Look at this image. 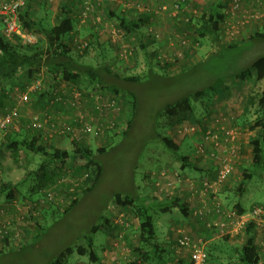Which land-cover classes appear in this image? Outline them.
<instances>
[{
  "label": "rangeland",
  "instance_id": "1",
  "mask_svg": "<svg viewBox=\"0 0 264 264\" xmlns=\"http://www.w3.org/2000/svg\"><path fill=\"white\" fill-rule=\"evenodd\" d=\"M84 1L72 0L71 4H68L67 0H54L50 3L33 0L22 8L21 14L27 12L33 19L40 22L41 26L32 30L36 35L39 49L45 48L47 29L55 24L57 18L59 16L71 17L75 21V29L73 33L66 36V44L70 48L71 55L80 56L79 62L88 65L105 62L114 74L121 77L138 76L140 80L143 79L142 87L134 86V90L139 93L140 104L133 120V126L127 136L120 135L126 129L128 104L127 96L120 92L115 99L123 102L122 113L124 115L120 113L119 122L109 135L99 137L92 132L79 140L61 137L62 139L49 141L44 140L43 137L40 139L33 132H17L12 128L6 133L0 132V184L8 182L17 186L13 202L5 200L4 195L0 194V208L4 209L5 215L8 216L12 213L10 208L17 206L23 214V219L14 223L12 233L16 236L12 242H9V247L4 248L3 246L0 249L4 252L0 255V264H55L52 259L65 247L77 248L79 245L86 244V235L90 227L101 224L102 215L108 218L109 224L103 225L92 234L94 248L100 262L93 263L87 256L74 253L67 259L66 264H151L142 261L139 253L133 251L139 241V219L135 211L136 203L140 200L152 205L157 241L168 262L191 264L190 250L180 247L177 243L185 236L192 242L198 238L204 239L203 247L207 256V264H234L237 261L239 249L246 240V227L249 224L253 227L257 225L251 222L246 223L239 233L240 236L237 234L231 237L216 229H209L207 227L209 216L205 213H198L203 208L204 199L201 205L196 203L199 205L192 214L189 213L188 204L180 196V191L184 190L180 185H185L187 179L194 182L196 188H200L203 182L214 180L216 171L210 169L211 172L206 173L205 169L211 167L215 170V164L206 165L210 159L199 155L196 148L208 130L214 131L223 127L237 134L227 143L229 148L236 149L237 158L234 160L230 176L222 184L211 189L215 191L214 194L208 193V198H205L204 211L211 209L214 203H220L222 206L224 204L226 207H223L226 209H233L238 205L244 213H248L254 207L264 209V141L262 143L263 162L260 166L253 164L251 153V140L263 137L264 131L258 128L252 129L255 119L260 118L261 113L256 101L250 105V99L253 96L257 98L264 88V82H257L253 71L251 76L245 80L233 76L251 60L264 54V41L241 42L256 32H264V19L251 22L243 30L238 29L233 23L234 30L224 33L231 0H183L182 10L177 15V21L180 24H182L180 18L183 16L188 18V22L191 19L195 22L202 12L213 11L218 3L222 5L223 18L220 33L222 47H220L219 44L212 43L208 39H199L193 26L186 24L180 25L172 32L169 30L166 35L155 28L146 27L149 18L153 20L170 16L168 11L158 9L167 0L161 3L158 0L152 4L145 0H130L131 5L123 8L120 6V12L118 5L106 3L96 6L90 2L87 5L90 10L88 13L86 11V16L83 18L79 17V13L86 6ZM63 7H66L68 11L63 13L61 11ZM242 7L259 10L253 6L246 7L244 3ZM141 14H144V19L137 31L132 30L125 33L118 24V18L137 20L136 18ZM236 16L237 14L233 17ZM234 20H237V17ZM155 35L158 40L155 39ZM13 42L18 43L15 40ZM229 44L232 46L237 44V47L228 50L225 47ZM121 47H127L131 50V54L120 56ZM166 64L171 65L164 70ZM149 70L155 71L157 75L153 73L149 75ZM157 76L159 78H155ZM210 78H221V83L224 82L228 90L224 91L220 88L215 93H205L200 98L192 97V113L186 111L171 118L159 117L153 121L154 130H150V122L154 118L155 110L161 108L171 98L182 94L183 90L200 85ZM35 83H39V90L32 92L31 101L20 106L19 109L21 115H24L22 118L25 119L34 112L44 110L35 104V96L40 95L47 100L49 94L60 90V85L64 82L52 81L44 69L31 76H28L27 70L23 69L18 73L15 81L0 80V117L16 106L17 96L22 91ZM67 86L80 88L84 93L90 94L99 85H91L81 78ZM108 93L111 94V92ZM91 106V102L88 101L86 106L79 110L91 116L88 115ZM72 114L65 109L60 110L56 115L58 118H68ZM24 123L25 120L21 125ZM190 124L195 126V131L179 132L176 128L180 125L188 127ZM19 125L20 121L16 126L20 127ZM29 135L37 136L38 141L35 145H42L48 151L60 149L71 153L74 142L86 145L93 154L98 155L102 164L103 173L99 182L84 193L92 183L90 170L82 169L85 161L73 162L68 159L61 169L59 161L48 162V166L45 170L39 171V174L60 173L59 177L66 178L64 181L66 186L60 185L54 188V198L51 201L42 202L45 192L56 184L55 180L50 187L41 186L40 177L35 175L42 162L44 163V157L29 148L20 147L18 152L14 153L12 150L2 148L1 145L8 138L23 140L29 139ZM158 135L169 137L178 146V155L188 159L187 166L183 167L174 153L164 148L157 140ZM111 136H113L112 139H110ZM206 142L205 148H210L212 141L207 139ZM103 147L106 153L97 154L96 150ZM162 169L168 171L170 175H176L179 181H176L172 187L159 191L155 185V178L157 172ZM242 172L251 174V178L247 180L243 191L238 193ZM86 177L82 187H76L74 192H69V188L77 179L84 180ZM115 193H121V200L125 195L135 197L137 199L135 206L121 208L115 204ZM175 198L182 200L187 211L186 216L178 211L174 214L161 213L155 205ZM74 199H79L76 205L64 213L66 206ZM117 214L127 217L128 223L121 241H118V236L115 232L113 233L112 222ZM30 216L33 219H30ZM259 227L264 228V226ZM206 228L214 231L207 236ZM38 235H40L39 238L35 239ZM113 240L118 241L119 244L122 243L120 248L129 249V253L124 251L128 254V259L119 262L116 251L109 246L114 243ZM262 241L264 242V238ZM21 246H28V248L20 251ZM261 246L264 248V243ZM260 264H264V253L260 257Z\"/></svg>",
  "mask_w": 264,
  "mask_h": 264
},
{
  "label": "trees",
  "instance_id": "2",
  "mask_svg": "<svg viewBox=\"0 0 264 264\" xmlns=\"http://www.w3.org/2000/svg\"><path fill=\"white\" fill-rule=\"evenodd\" d=\"M71 2L72 0H67L68 4H71ZM65 8L63 7L61 9L63 13L68 11ZM222 8V5L218 3L216 4V8L213 11L202 12L201 15L197 17L195 22H193V19H191L188 23H186V16H183V18L181 17L180 22L182 23V25L186 24L187 26H193V29L199 39H208L210 42L219 44V46L222 47L220 41V33L222 31L221 22L223 18ZM136 19L137 20H128L125 18H118V24L119 26H121L125 33H129L132 30L137 31L140 29V26L143 22L144 14H141ZM19 24L22 30L26 32H30L35 27L41 26L40 22L33 19L27 12L19 15ZM74 27V19H72L71 17L59 16L55 24L47 29V44L44 49H39V45L37 43L31 45H21L17 43V45L13 42V40L3 37L0 33V80H3L4 82L15 81L17 79L18 73L23 69L27 70L28 76H31L33 73H37L41 69H44L46 74L52 81L60 80L65 83H74L75 81L83 78L87 80L91 85L101 86L102 89L107 92H112L114 94L123 92L128 98V104L125 119L126 129L122 131L120 135L125 137L132 129L133 120L136 116L138 106L140 104L139 93L134 90V86L140 85L142 87L143 79L140 80L138 76L121 77L118 74H114L113 72H111L110 68H108V65L105 62H100L96 65H88L79 62L80 56L76 55L75 57L71 55L70 48L66 44V36L74 32ZM252 40L264 41V32H256L253 35L249 36L247 39L242 40L241 42L244 43L246 41ZM232 47H237V44H235L234 46H232V44H229L225 48L229 50ZM169 65L171 64H166L163 69L165 70ZM252 71L255 73V79L257 82H264V54L259 55L251 60L245 67L241 68L233 76L245 80L246 78L251 76ZM152 73L157 75L155 71L149 70V75H152ZM162 74L166 75L165 72H162ZM155 78L159 77L157 76ZM220 79L221 78H210L208 81H205L200 85H194L188 89L183 90L182 94H180L176 98H171L169 102L165 103L163 106H161V108L155 110L154 118L150 122V130H154L153 121H155L159 117L164 116L166 118H171L186 111H190L192 113V97L200 98L205 93H215L220 88L224 91L228 90L227 86L224 84V82L221 83ZM132 85L133 87L131 88ZM255 101L260 110L261 117L255 119L252 125V129L258 128L264 131V88L257 98L253 96L250 99V105H253ZM123 107V102H120L121 113ZM23 131L26 133L28 132L25 130ZM111 132L112 131H107L106 134L109 135ZM29 136V139L23 140H14L8 138V140L1 145L2 148L12 150L14 153H17L20 147L29 148L44 157V163L42 162L41 166L35 173L38 178L40 177L41 186L50 187L51 185H53L56 178L59 177L58 175L60 173L56 174V172L55 174H52L47 172L45 174L44 172L40 175L39 171L45 170V168L49 164L48 162H53L56 160L59 161V168L61 169L68 159H71L73 162L85 161L82 169L88 171L90 170L92 183L87 187L84 193H87L92 187H94V185L99 182L103 173L102 164L100 163L98 155L96 156L95 154H93L92 150L89 149L86 145H79L78 143L74 142L71 153L60 149H52L51 151H48L42 145H35L36 141H38L37 136ZM112 138L113 136L110 137V139ZM157 140L164 146L165 149L174 153L175 157L182 163L183 167L188 165V159L185 156L178 155L179 148L169 137L158 135ZM263 141L264 136L257 140H251L252 162L254 165L260 166L263 162ZM96 152L99 155H104L106 153V149L105 147L99 148L98 150H96ZM61 172H63V170ZM250 178L251 174L242 172V180L240 181L239 187L237 189L238 193H241L243 191L247 180H249ZM15 192H17L16 185H11L8 182H3L0 184V194L4 195L5 200L13 202L12 200L15 199ZM121 197V193L114 194L115 204L121 206V208L127 206L133 208L135 206V202H137V199H135V197H131L129 195H125L122 200ZM78 200L79 199L72 200L68 204V206H66L64 213L72 209L76 205ZM136 204L137 208L135 213L137 215L136 217L139 219V241L138 246L133 249V251L139 253L142 261H144L145 263L172 264L170 261L168 262V260L163 256L165 253L157 241L154 217L152 214V205L150 203L146 204V202H143L142 200H140ZM155 205L161 213L174 214L178 211L184 216H186L187 214L182 200L178 198L161 204L157 203ZM236 209H238L237 211L239 214L244 213V210L241 209L240 206L237 205ZM10 210L12 211V213L7 216V214L5 215L6 211L0 208V221H15L17 212L15 208H10ZM30 219H33L32 216H30ZM107 224H109L108 218L102 215L101 224L93 225L90 227L88 234L86 235V244L79 245L77 248H75L74 246H67L59 251L54 256L52 261L55 264H66L67 259L72 254L76 253L79 256H87V258L93 263H99L100 261L94 248L92 234L96 233V231L100 227ZM112 224L114 227L113 233L117 230L122 229L118 224H115L114 222H112ZM252 227V224H249L246 227V240L240 247L237 261L234 264H260L259 254L255 249L251 237ZM15 236L16 234L13 235V233H9L7 237L0 240V249L3 246L4 248L9 247V242H12V239H14ZM39 236L40 235L35 237V239H38ZM27 248L28 246H21L19 250L22 251ZM3 253L4 252L0 250V255H2Z\"/></svg>",
  "mask_w": 264,
  "mask_h": 264
},
{
  "label": "built area",
  "instance_id": "3",
  "mask_svg": "<svg viewBox=\"0 0 264 264\" xmlns=\"http://www.w3.org/2000/svg\"><path fill=\"white\" fill-rule=\"evenodd\" d=\"M30 1L31 0H0V23L2 25L1 34L3 37L16 40L21 45L36 43V35L32 31H23L19 24L21 10ZM41 1L50 3L54 0ZM90 2H93L96 6L109 3L110 5L122 6V8L131 5V3L129 4L130 0H85L84 4L86 6L80 10L79 17L85 18L86 11L88 13V10H90L87 6ZM242 3L246 6L248 1L231 0L229 17L224 26V33L228 30H234L233 23L237 25L238 29L243 30L247 28L251 22L264 19V0H255L252 2V6L259 9L257 11L254 10V8L244 9ZM183 4V0H167V2H163L158 9L161 11H168L171 16H177L181 12ZM235 14H237V20H234V18H236L233 17ZM185 22H188V18H185ZM81 48L83 49V46ZM119 52L120 56L123 54H131V50H128L127 47H121ZM68 84L69 83L64 82L60 85V90L53 91L49 94L47 105L44 110L34 112L26 118L23 125L25 131L33 132L38 135L40 139L43 137L44 140L49 141L58 140L59 138L62 139L61 137H69L70 139L77 138L76 140H79L87 137L92 132L99 137H103L107 131H111L116 127L121 113L120 101L115 99V96H118L117 94L112 92L110 94L102 89L101 86L95 87L90 94L87 92L84 93L80 88L74 86L68 87ZM38 90L39 83H35L27 87L17 96L16 106L0 117V132L6 133L11 128L14 130L18 129L16 124H18L22 118L19 111L20 106L28 104L31 100L30 94ZM88 101H90L92 105L91 109L89 108L88 114L91 116H87L82 110H79L80 108H84ZM65 109L73 113L70 115L71 117L58 118L56 114H58L60 110ZM188 127L184 125L177 126L179 132H186V130L189 132L195 131L194 125L190 124ZM235 136H237L235 132L228 131L223 127L214 131L208 130L204 136L206 140L202 139L201 142H199L196 152L216 162L218 168L215 178L212 182H203L200 188H196L194 182L186 180L188 190L192 194H199V196L204 199L203 208L198 213H205L209 216L207 227L209 229H216L229 237L239 234L243 227H245L244 225L249 222L264 226V209L261 207H254L248 213L239 214L234 208L226 209L220 203H214L211 209L208 208L204 211L206 207L205 198H208V193L214 194L215 191H211V189L222 184L232 172L234 160L237 158V151L235 148H229L227 143L233 140ZM207 139L212 141V146L206 149ZM156 176L155 185L159 191H162L164 188L168 189L172 187L176 181H179L176 175H170L165 169L159 170ZM65 179L66 178L63 176L58 177L56 179V184L45 192L43 200L41 201H51L54 198V188L65 185ZM86 179L87 177L84 180L77 179L72 187L69 188V192H74L76 187H82ZM42 202L39 203L42 204ZM15 210L17 212L15 221L22 220L23 214L21 213V209L16 206ZM113 219V222L122 228L115 232L118 236V241H121L123 240L125 228L128 227L127 217H124L123 214H117ZM14 222L11 220L0 221V240L7 237L9 233L12 234ZM118 241L114 242L113 240L112 242L114 243L112 245L114 247H120L122 243L119 244L117 243ZM203 242L202 239H197L195 242H192L185 236L177 241L180 247L190 250L191 264H207V256L204 251ZM123 259L126 260L127 256Z\"/></svg>",
  "mask_w": 264,
  "mask_h": 264
},
{
  "label": "crops",
  "instance_id": "4",
  "mask_svg": "<svg viewBox=\"0 0 264 264\" xmlns=\"http://www.w3.org/2000/svg\"><path fill=\"white\" fill-rule=\"evenodd\" d=\"M147 3L149 4H152L153 2L155 1H158V0H145ZM162 1H165V0H159V2L161 3ZM252 1H248V3L246 4V7H249V6H252L251 5ZM120 7V6H119ZM118 7V11L120 12L121 11V7L119 8ZM177 16H169V17H166V18H163V17H158V18H154L153 20L151 18L148 19V24L146 27L148 28H155V30H159L162 34L165 33L166 35V32H168L170 30V32H172V30L178 28L180 24L178 21H177ZM156 32V31H155ZM0 33H2V31H0ZM169 35H171V33H169ZM168 35V37H169ZM156 40H158V37L157 35L154 36ZM164 37V35H163ZM174 37V36H173ZM177 38H181L179 36H176ZM160 42V41H159ZM4 97V96H3ZM44 97V96H43ZM36 100H35V104H37L39 106V108L41 107L42 109L45 108V106L47 105V100L42 98V96H35ZM31 101V100H30ZM26 105V104H25ZM21 111V110H20ZM64 111V110H63ZM24 115H22L23 117ZM23 120H26L25 118H21L20 120V127H18V129L16 130L17 132H21L23 131V125L22 124V121ZM177 128V126H176ZM246 145V144H245ZM244 146V145H243ZM211 161V162H210ZM209 162V163H208ZM206 164V165H211L212 163L215 164V170L212 169L211 167H209L208 169H205L206 170V173L208 172H211L212 171H216V168H218V165L216 164V162L212 161V160H209ZM238 165V164H236ZM234 166V164H233ZM211 169V170H210ZM233 170V169H232ZM215 172H214V176H215ZM230 176V175H229ZM215 178V177H214ZM187 180V179H186ZM242 180V178H241ZM186 182V181H185ZM180 186H183L184 190H181L180 191V196L182 197V199L188 204V209H189V213L192 214V212L194 210H196L197 206L200 204L203 203V198L199 196V194H192L189 190L186 191V183L185 185H180ZM218 199V198H217ZM219 200V199H218ZM220 201V200H219ZM196 203H199V204H196ZM146 204H148L146 202ZM223 206H225L223 204ZM226 207V206H225ZM227 208H232V207H227ZM235 208V207H234ZM235 210L237 211L238 209L235 208ZM238 212V211H237ZM117 216V215H116ZM257 225V224H256ZM204 228V227H203ZM253 229L251 230V237H252V240H253V244L255 246V249L256 251L258 252V254L260 255L259 258L261 257L262 253H264V248H262L261 244H263L264 242L262 241V239L264 238V228H260L259 225L257 226H254L252 227ZM205 229V228H204ZM207 229V228H206ZM208 233H207V236H209L212 232L211 231H214V230H209L207 229ZM243 234V233H242ZM241 234H239L240 236ZM198 239H202V238H198ZM204 240V239H202ZM111 249L115 250L116 253H117V257L119 259V262H122V260H124L123 258L125 256H127V259H128V254H125L124 251H126L127 253H129V249H123V248H120V247H114L113 245H109ZM124 255V256H123ZM113 260V259H112Z\"/></svg>",
  "mask_w": 264,
  "mask_h": 264
}]
</instances>
